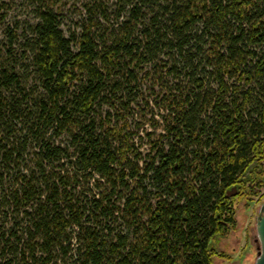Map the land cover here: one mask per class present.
Masks as SVG:
<instances>
[{
  "label": "trees",
  "instance_id": "trees-1",
  "mask_svg": "<svg viewBox=\"0 0 264 264\" xmlns=\"http://www.w3.org/2000/svg\"><path fill=\"white\" fill-rule=\"evenodd\" d=\"M33 3L0 35V264L226 258L264 188V0Z\"/></svg>",
  "mask_w": 264,
  "mask_h": 264
},
{
  "label": "rangeland",
  "instance_id": "rangeland-1",
  "mask_svg": "<svg viewBox=\"0 0 264 264\" xmlns=\"http://www.w3.org/2000/svg\"><path fill=\"white\" fill-rule=\"evenodd\" d=\"M35 0H0V35L8 25L23 28L27 22L35 20ZM55 3V8L63 17L65 29L74 27L79 21L83 5L87 0H48ZM3 15L7 16L3 20ZM264 202V188L260 195L251 200H238L237 230L221 243L216 245L218 251L224 253L226 258H214V264H253L259 242L256 235L255 218L260 205Z\"/></svg>",
  "mask_w": 264,
  "mask_h": 264
},
{
  "label": "water",
  "instance_id": "water-1",
  "mask_svg": "<svg viewBox=\"0 0 264 264\" xmlns=\"http://www.w3.org/2000/svg\"><path fill=\"white\" fill-rule=\"evenodd\" d=\"M237 194L236 188H233L228 193V197H233ZM256 235L259 242V248L256 252V258L253 264H264V202L260 205L257 216L255 218Z\"/></svg>",
  "mask_w": 264,
  "mask_h": 264
}]
</instances>
